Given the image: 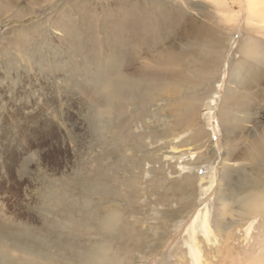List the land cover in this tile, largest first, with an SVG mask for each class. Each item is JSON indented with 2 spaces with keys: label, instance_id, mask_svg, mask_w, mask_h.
<instances>
[{
  "label": "rangeland",
  "instance_id": "obj_1",
  "mask_svg": "<svg viewBox=\"0 0 264 264\" xmlns=\"http://www.w3.org/2000/svg\"><path fill=\"white\" fill-rule=\"evenodd\" d=\"M117 1L0 0V264H192L195 243L200 264H252L264 246V0H249L261 12L161 0L201 32L166 42L178 63L138 47L159 76L134 82L109 65L114 52L122 63L111 28L132 4L149 18L154 7ZM249 196L258 207L241 216Z\"/></svg>",
  "mask_w": 264,
  "mask_h": 264
},
{
  "label": "bare ground",
  "instance_id": "obj_2",
  "mask_svg": "<svg viewBox=\"0 0 264 264\" xmlns=\"http://www.w3.org/2000/svg\"><path fill=\"white\" fill-rule=\"evenodd\" d=\"M160 1L161 0H151V2H149L150 5L154 7L153 9H148V11H151L153 13L150 16V18H149L148 14L147 15L142 14L141 12L137 11L136 5L132 4L130 8H128L126 11H124L122 13L121 17H118L119 19L116 21V24L113 25L111 28L113 32L110 33V47L116 46V48L118 49L117 51H120V54L122 53V55H121L122 63L121 64L119 63V61H118L119 57H118L117 53L114 52L115 54L113 56L111 55L109 58V65H111L112 72H114L116 74H117L118 67H121L123 65L122 69L125 68L124 71L130 72L129 77L126 78V76H125V78L128 80L127 81L125 79L126 82H129L130 79H133V82H134L142 76H147V75L150 76L151 74H153V78L155 76V78L157 77V79H158L159 75L157 74V72L148 73L149 70H144V69L139 67L137 58L139 56H141V54L138 55V53H141L140 51H144L142 53L149 55V53H147L148 50H146L147 48L151 52L153 51V53L157 52V51L159 52V50H161V53L164 52V56L167 54L166 57L164 58V61L172 60V61H176L178 63L181 60V58H179L181 52L177 53L175 55L172 54L170 51H168L169 47L164 46L166 44V42H169L172 39V37H176V35L178 33H181L182 37L185 38L189 33L195 34V32H201L202 26L200 24H197V21H195L193 19V17H189V15L187 16V13L185 12V10H183L181 8L182 4L179 5L178 3H176L173 7L170 8L171 11H167V9H165L164 6L162 4H160ZM117 2H120V1L118 0ZM125 2H127V1H125ZM113 3H115V2H113ZM130 3H132V2H130ZM157 4H160V5H157ZM248 7H249L250 11L254 12L253 9H258V10L260 9V12H261V2L260 1H255L254 6H253L251 4V2L248 0ZM255 12L257 13V11H255ZM177 22L181 23L178 27H176ZM150 23L152 25L155 24L154 26L157 27V28H155L157 30V32L158 31L160 32V30H162L161 32H163V33H162L161 37H157V36H159V34L152 36L150 33H148V32H156V31L149 30ZM194 28H195V32H193ZM143 31H145V32L148 31V32L146 35H141L140 32H143ZM177 31H179V32H177ZM140 40H142L143 43ZM144 44H146L147 47H145V48L142 47V45H144ZM146 45H144V46H146ZM175 46H176L175 42H173L171 47L174 48ZM138 47L141 48V50L139 52H137ZM154 48H157L156 49L157 51ZM125 51H127V54H124ZM156 59L159 60L161 58L158 56ZM156 59L154 61L158 63V61ZM117 63H119V64H117ZM180 65L182 66V64H180ZM179 69L176 71L177 74H175V75L182 77L183 73L180 72ZM142 72L144 74L141 75ZM121 73L122 72L120 69L119 75H116V77L113 78V80H112V82H113L112 84H114L116 88H118L119 84H121L122 82H125V81H123V77H122ZM168 76H170L169 73H168ZM153 86H154V84L150 85V88ZM116 88L114 90L113 96L116 95V93L118 92ZM100 122H102V121L100 120ZM170 156H173L174 158H183L184 154H182L180 152H173L172 154H169V158H170ZM210 187L211 186H208V189ZM219 191H217V194H219V196L221 198L225 197V199H226L228 197V195H223V193L222 192L219 193ZM250 191H252V190H250ZM256 194H258V193H256ZM254 195H252V196H254ZM240 196H243V194ZM244 197H245V194H244ZM254 198H255V196H254ZM259 199H260V196H259ZM252 201H253V198L249 196L248 199L243 200L241 202V206H243V207H241L242 208V211L240 212L241 216H245L246 214H249L251 210L253 212V210L255 208L257 209L258 205H257L256 200H255L256 203H254ZM261 208H263V207H261ZM197 220H198V216H197ZM112 221L113 220H111V218H110L109 220H106V224H108ZM252 222H253V220L248 224V228H247L248 230H250ZM199 223H200V225H199L198 229H200L203 232V235L206 238H209L210 234H211V230L209 228L208 213L206 211H204L202 216L199 218ZM102 224H104V223H102ZM194 224L196 225L197 223H194ZM104 225H101V226H104ZM195 225H193V227L190 228V230H191L190 238H191V242H193V243H195V240L197 238ZM3 228H5V227H3ZM7 229H9V228H6V230ZM8 245H10V244H8ZM194 249H195V251L191 256L192 257L191 262H192V264H200L201 254H200L199 249L196 247V243H195ZM252 264H264V246L262 247V249L258 253V256L256 257V259L254 260V262Z\"/></svg>",
  "mask_w": 264,
  "mask_h": 264
}]
</instances>
